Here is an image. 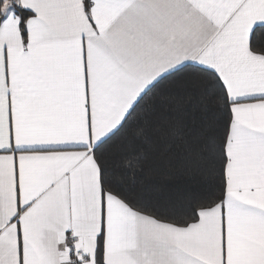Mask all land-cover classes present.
Segmentation results:
<instances>
[{
    "label": "snow or ice",
    "instance_id": "1",
    "mask_svg": "<svg viewBox=\"0 0 264 264\" xmlns=\"http://www.w3.org/2000/svg\"><path fill=\"white\" fill-rule=\"evenodd\" d=\"M0 264H264V0H0Z\"/></svg>",
    "mask_w": 264,
    "mask_h": 264
}]
</instances>
